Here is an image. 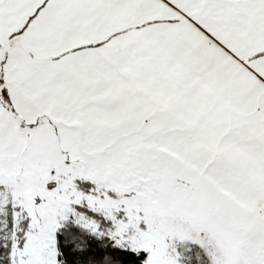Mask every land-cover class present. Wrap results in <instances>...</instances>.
I'll return each instance as SVG.
<instances>
[{
  "label": "snow or ice",
  "instance_id": "obj_1",
  "mask_svg": "<svg viewBox=\"0 0 264 264\" xmlns=\"http://www.w3.org/2000/svg\"><path fill=\"white\" fill-rule=\"evenodd\" d=\"M0 264H264V0H0Z\"/></svg>",
  "mask_w": 264,
  "mask_h": 264
}]
</instances>
